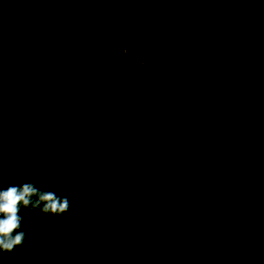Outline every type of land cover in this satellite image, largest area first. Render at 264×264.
Here are the masks:
<instances>
[{"label":"trees","instance_id":"trees-1","mask_svg":"<svg viewBox=\"0 0 264 264\" xmlns=\"http://www.w3.org/2000/svg\"><path fill=\"white\" fill-rule=\"evenodd\" d=\"M0 264H264V0H0Z\"/></svg>","mask_w":264,"mask_h":264},{"label":"clouds","instance_id":"clouds-1","mask_svg":"<svg viewBox=\"0 0 264 264\" xmlns=\"http://www.w3.org/2000/svg\"><path fill=\"white\" fill-rule=\"evenodd\" d=\"M0 168V253H12L25 243L26 232L21 230L22 208L39 209L45 215L61 216L68 211L67 197L38 189L32 182L3 187Z\"/></svg>","mask_w":264,"mask_h":264}]
</instances>
